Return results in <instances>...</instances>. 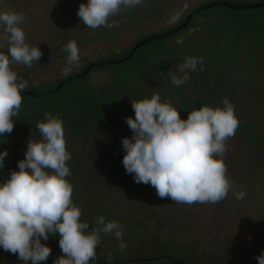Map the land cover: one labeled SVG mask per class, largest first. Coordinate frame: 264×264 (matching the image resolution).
Returning a JSON list of instances; mask_svg holds the SVG:
<instances>
[{
  "label": "rangeland",
  "instance_id": "1",
  "mask_svg": "<svg viewBox=\"0 0 264 264\" xmlns=\"http://www.w3.org/2000/svg\"><path fill=\"white\" fill-rule=\"evenodd\" d=\"M157 1L161 2V10L151 14L152 5ZM208 1L212 0H144L143 5L148 13L141 11L138 5L110 18L109 22L119 21L118 27L92 30L84 26L77 15L80 4H86L87 0H5L11 10L26 16L27 21L22 25L26 42L39 47L43 53L40 61L34 62L31 68L16 64L12 67L19 78L22 74H29L34 85L54 82L69 69L77 70L84 61L104 57L114 61L107 51L116 50L119 53L142 37L159 32L162 34V31L179 22L189 10ZM219 15L221 13L217 11L212 20L206 22L201 19L197 26L167 43L173 49L190 40L198 42L179 48L177 54L185 56L193 50L198 52L203 64H198L197 68L200 71L202 67L203 71L200 72L213 78L216 70L229 59L235 44V34L226 28L220 29L221 32L216 35L220 27ZM207 28L213 32L211 39ZM218 36L219 39H216ZM72 40L77 42L81 60L78 64L69 65L68 54L62 48ZM254 46L260 48L253 51ZM150 66L146 84L153 93L160 95L162 102L169 99L177 102L178 92L188 93L187 83L177 87L168 75L169 70L176 72L179 64L158 58ZM111 80L112 74L105 70L92 73L89 84L92 89H99L106 87ZM228 80L241 89L237 95L242 106L237 108L239 111L235 110L238 118L244 120L247 112L264 115V27L259 31V37H245L232 58ZM214 107H218V103H214ZM19 118L15 120L18 122ZM226 147L223 159L232 187L227 197L218 203L189 205L177 204L167 197L161 199L154 187L136 183L134 176L126 171V184L123 185L119 177L114 178L111 185L85 198L86 217L91 220V226H96V219L104 216L105 222L117 221L123 229L122 242L126 249L121 251L118 248L121 241L114 234L101 233V244L96 250L97 259L110 263L122 257L134 259L163 253L176 256L179 245L198 240L199 256L194 259L185 256L186 264H258L256 257L264 252V178L253 183L242 179L243 160L247 159L244 147L240 148L239 141L233 137L226 142ZM239 193H244L242 199L237 198ZM173 238L178 246L176 250L169 248ZM41 242L51 248L50 255L60 252L50 242ZM109 252L113 257L110 262L107 260ZM0 264L23 262L0 253ZM40 264L49 263L43 261Z\"/></svg>",
  "mask_w": 264,
  "mask_h": 264
},
{
  "label": "clouds",
  "instance_id": "2",
  "mask_svg": "<svg viewBox=\"0 0 264 264\" xmlns=\"http://www.w3.org/2000/svg\"><path fill=\"white\" fill-rule=\"evenodd\" d=\"M144 0H87L77 12L81 23L92 30L111 29L119 21L110 18L123 10L143 5ZM27 18L11 10L0 0V136L14 130L13 117H18L23 103L22 90L28 82L18 77L12 65L31 68L43 56L39 47L26 42L22 26ZM62 50L68 54L69 65L81 60L75 40ZM202 58L186 56L176 72L169 70L173 85L180 87L190 80ZM203 71V68H200ZM182 74V75H181ZM223 107L204 105L191 110L182 119L171 100L161 101L158 93L150 98L131 102L135 116L126 117L132 132L122 139L123 166L136 183L150 184L159 198H170L175 203H218L225 199L232 187L227 176L223 156L226 142L234 137L240 126L235 107L228 98ZM41 139L27 142L25 158L0 183V247L18 254L23 264H40L51 254L47 241L50 235L59 236L63 255L54 264H90L97 259L101 233L117 238L123 251V229L117 221L105 222L104 216L91 226L81 220L82 209L73 202L74 186L66 178L71 175L63 120L59 113L45 114L36 124ZM8 152H0V169ZM244 193L237 195L242 199ZM107 254V260H112ZM264 264V252L256 257Z\"/></svg>",
  "mask_w": 264,
  "mask_h": 264
},
{
  "label": "trees",
  "instance_id": "3",
  "mask_svg": "<svg viewBox=\"0 0 264 264\" xmlns=\"http://www.w3.org/2000/svg\"><path fill=\"white\" fill-rule=\"evenodd\" d=\"M220 1L246 4L264 0H255L253 2L212 0L201 3L189 10L177 24L168 27L161 33L179 27L187 16L194 12L191 23L182 32L142 46L129 61L123 64L97 66L91 69L87 75H83L89 67V65H86L77 71L76 74L80 77L73 75L71 80L67 81L57 92L54 90L64 80L59 79L54 82L34 85L29 74H22L21 79L28 82V87L22 90L21 94L30 91L38 96L43 95V97H24L18 122L15 120L16 117H13L14 130L11 134L0 136V152L5 149L8 152L4 161V168L0 169V183L9 177L13 170H18V161L25 158L24 153L29 139L33 141L41 139L36 124L45 119L46 113L53 115L59 113L63 120L67 150L74 156L73 160L71 159L67 162L71 175L66 179L74 186L73 202L82 209L81 220L89 223L91 227V220L86 217L85 198H90L102 187L111 185L114 178L119 177L122 184H126L124 174L126 170L122 163L125 155L122 148V139L132 136V132L126 123V117L134 118L135 116L131 107L132 101L150 98L154 94V91L146 84L148 67L151 68V62L158 58H166L179 65L184 62L186 56L198 58L199 53L194 50L186 53L185 56L177 54L178 50L185 48L190 43H198L194 40H190L184 45L173 49H170L167 43L179 38L183 33L197 26L201 19L206 20V22L212 20L214 16L216 17L217 11L221 13L219 15L221 20L216 35L223 28L235 34V44L232 46L229 59L226 60L222 67L216 70L214 78L209 74L200 72L198 68L195 71H189L188 93L178 92L177 102H171L178 109L182 119H186L189 112L194 108L204 105L214 107V103H218V107H223L221 101L225 97L234 105L235 110H238L237 108L242 106L237 95L241 89L239 85H232L228 80L232 58L241 47L245 37L248 35H258L259 37V31L264 27V8L236 11L217 6L210 10L199 11L205 4ZM160 4V1L153 3L151 14L160 12ZM140 9L148 13L144 5H140ZM207 30L210 35L209 39L213 38L212 30L208 28ZM147 36L138 39L129 48L122 50L120 53H117L116 50H109L106 53H109L114 61L120 60L127 56L132 48ZM216 39H219V36ZM258 48L260 46H254L253 51ZM109 60H111L110 57H104L96 62L102 63ZM105 70L112 74L111 82L104 88L92 89L89 84L91 74ZM240 112L244 114L243 111ZM244 117V120L238 118L240 126L233 138L239 141L240 148L244 147V156L247 157V159L245 157L246 160H243L244 175L242 174L241 177L253 183L260 178H264V115L247 112ZM172 236L175 237L174 234ZM172 240L169 248L176 250L178 247L177 243L174 238ZM46 242H50L60 251L50 255L46 260L49 264H54V260L63 255L59 246V236L50 235ZM126 242H129V240H126ZM0 253L7 258L22 262L19 260L18 254L6 252L2 247H0ZM198 254L199 241L193 240L179 245L176 256L168 253L169 257H167L163 253L134 259L122 257L110 263L96 259L90 261V264H149L159 263L164 260H168V264H174L175 261L182 260L183 256H197Z\"/></svg>",
  "mask_w": 264,
  "mask_h": 264
},
{
  "label": "water",
  "instance_id": "4",
  "mask_svg": "<svg viewBox=\"0 0 264 264\" xmlns=\"http://www.w3.org/2000/svg\"><path fill=\"white\" fill-rule=\"evenodd\" d=\"M217 6H223L232 10H236V11H244V10H254V9H258V8H264V1L262 2H257V3H232V2H225V1H220V2H215V3H211V4H205L203 7H201L199 9V11H203V10H210L214 7ZM194 16V12L189 14L186 18V20L177 28L170 30L168 32L162 33V34H153L150 36H147L146 38L142 39L141 41H139L133 48L132 50L129 52V54L127 56H125L124 58L120 59V60H115V61H107V62H102L99 64H96L94 66H105V65H119V64H123L127 61H129L133 55L142 47L145 46L149 43H152L154 41H158L160 39H165L168 38L172 35L178 34L180 32H182L183 30H185L189 24L191 23L192 19ZM119 53L121 51H118ZM92 66H89L88 69L86 70V72L83 75H87V73L91 70ZM71 69H69V71H67L66 73H69ZM75 77H80L79 75L75 76ZM71 78L64 80L60 86L55 89L54 91L57 92L59 91L63 85L67 82L70 81ZM24 97H32V98H41L43 97V95L38 96L33 92L30 91H26L24 93L21 94ZM178 264H182L181 262H179Z\"/></svg>",
  "mask_w": 264,
  "mask_h": 264
},
{
  "label": "flooded vegetation",
  "instance_id": "5",
  "mask_svg": "<svg viewBox=\"0 0 264 264\" xmlns=\"http://www.w3.org/2000/svg\"><path fill=\"white\" fill-rule=\"evenodd\" d=\"M183 18V17H182ZM178 23V22H177ZM176 23V24H177ZM122 51V50H121ZM102 58H96V59H94V60H91V61H84L82 64H81V66L77 69V70H70V72L69 73H63V74H61L60 75V77L57 79V80H59V79H61L62 81L63 80H65V79H68V78H71L73 75H78V74H76L77 73V71L80 69V68H83L84 66H86V65H89V66H94V65H96V64H99L100 62H96L97 60H101ZM97 66H94V67H92L91 69H93V68H96ZM165 254V253H164ZM166 256L167 257H169V255H167L166 254ZM187 257H189V258H192V259H194V258H196V257H198L199 256V254L197 255V256H189V255H186ZM184 257L185 256H183L182 257V260H178V261H175L174 262V264L176 263V264H178L179 262H181L182 264H186V262H185V259H184ZM165 261V260H164ZM168 261V260H167ZM166 261V262H167ZM167 264H168V262H167Z\"/></svg>",
  "mask_w": 264,
  "mask_h": 264
}]
</instances>
